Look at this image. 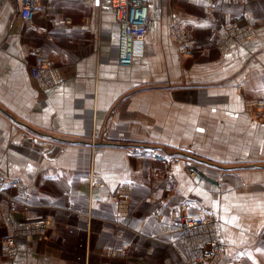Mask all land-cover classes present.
<instances>
[{"label":"crops","instance_id":"obj_1","mask_svg":"<svg viewBox=\"0 0 264 264\" xmlns=\"http://www.w3.org/2000/svg\"><path fill=\"white\" fill-rule=\"evenodd\" d=\"M38 1L27 22L22 0H0V171L30 188L0 189V264H121L106 257L119 247L131 250L125 264H199L203 241L182 237L181 204L216 215L227 246L206 264H264V189L243 186L253 174L195 161L200 182L184 158L171 166L132 150L181 147L202 158L225 143L239 149L240 133L254 150L264 122L244 100L264 101V0H145L144 51L125 68L112 0ZM238 17L254 37L223 51L220 32ZM38 59L41 78L32 77ZM25 220H43L45 232L19 235L12 226Z\"/></svg>","mask_w":264,"mask_h":264},{"label":"built area","instance_id":"obj_2","mask_svg":"<svg viewBox=\"0 0 264 264\" xmlns=\"http://www.w3.org/2000/svg\"><path fill=\"white\" fill-rule=\"evenodd\" d=\"M51 2H60L62 0H48ZM39 6L38 0H22V9L21 17L24 21L30 22L34 18V12ZM113 14L118 23L120 29L119 37V64L122 67H131L135 62L136 58L140 57L144 51V41L149 31V22H150V13L149 7L145 0H112ZM239 18V17H238ZM236 24L227 25L221 32L218 38V44L220 48L228 49L231 44L236 43H245L250 40L252 35L248 25L242 19H239ZM241 24H245L244 27H241ZM181 43L180 49L182 52H187L190 50L189 42L187 38L181 37L179 39ZM38 64L32 70V77L41 78L43 73H47L44 62L42 60H37ZM253 112H257L260 115L264 114V101L255 102L252 104ZM133 152L135 155L139 156H149L156 161H162L164 159L163 155L160 154L156 149L150 147H134ZM171 182H168L166 187L171 188ZM124 201L126 199L122 197ZM180 207V229L182 232V237L190 238L192 235L199 234L202 235L204 232L208 231V225L213 224L212 214L206 213L205 215H194L189 214L188 210ZM186 208V207H185ZM13 220L9 218V223H12ZM28 230L42 229L44 230L46 224L43 220H25L23 224L13 225L12 228L16 232L21 230L19 227H24ZM211 238H206L209 240ZM213 243H204L201 247L203 258L199 261H206L213 259L216 255H221V252L224 251L225 244L220 243L214 239ZM10 239V243H11ZM7 248V245L4 244ZM201 254V253H200ZM201 254V256H202Z\"/></svg>","mask_w":264,"mask_h":264},{"label":"rangeland","instance_id":"obj_3","mask_svg":"<svg viewBox=\"0 0 264 264\" xmlns=\"http://www.w3.org/2000/svg\"><path fill=\"white\" fill-rule=\"evenodd\" d=\"M176 42V41H174ZM179 42V40H178ZM177 43V42H176ZM179 47L181 45V43L179 42ZM223 51L225 49L221 48ZM190 52V51H188ZM184 54H188L187 52H183ZM241 89H238V92ZM241 93V92H240ZM244 106H245V112L247 115H249L253 120H255V122L258 123H263L264 122V114L260 115L257 112H253L252 110V104L255 102H261L263 100H258V99H247L244 100ZM256 131V137H255V148L254 150L252 149H248L247 147H243L244 144L242 142V140L244 141L245 136H243L242 134L244 133H240L241 137L240 139H242L240 141V148L239 149H232L230 147L229 144H223L224 147L220 148L218 151H214L212 152L211 150L209 154H204L203 157H199L196 153H194L193 151H191V149L189 148H181V147H170V146H163V145H159L157 147L155 146H149V145H142V146H146V147H150L152 149H156L160 154L163 155L164 159L160 162H169V164L171 166H174V160L178 158H184L185 164L187 165L186 167V172L188 174V176H190L192 179H196L200 182H202L203 180L201 178H199L198 173L196 172V169H199V167L196 165L197 161L201 162V161H207L211 164L216 165V167H218V169L221 172H225L228 174H234V173H241L240 175L242 176H246L249 173L253 174L254 176H250V178H248L247 180H243V186L245 187L247 184L245 183V181L249 182V184L247 185V187L250 186H254V187H258L259 189H264V130L259 129V130H255ZM210 136V135H209ZM226 136V135H225ZM234 138V137H233ZM237 138H234V141L236 144ZM238 139V140H240ZM239 144V142H238ZM142 146H136V147H142ZM135 147V146H134ZM161 148V149H160ZM159 149V150H158ZM241 150V152H240ZM139 156V155H137ZM184 156H187L188 158H185ZM139 157H149V156H139ZM252 159V160H250ZM159 161V160H158ZM196 161V162H195ZM203 166L202 164H200V167ZM173 168V167H172ZM203 169V167H201ZM201 169V171H202ZM200 171V169H199ZM203 172V171H202ZM13 180H9L8 176L0 171V189H4L7 187V185H15L18 186L20 185V182H12ZM168 182H171V188H167L166 190L168 192H172L175 189V182H172L171 180H169ZM233 183V181H231ZM230 184H227V193H228V200L232 199V195L231 193L234 192V186ZM23 184L20 185L21 188H23L24 193H26V195L30 192V188L25 185L22 186ZM167 185V183H166ZM121 199V195L119 197V200ZM121 202L123 201V199L120 200ZM128 203L127 201H123L121 204L126 205ZM179 207H184L182 208V212L183 209H187V205L186 204H181ZM186 207V208H185ZM208 213V212H206ZM205 213V214H206ZM204 214V215H205ZM209 214H212L213 216V220L211 225H208V231H206V233L204 232V234L202 235H196L198 238H200V241H203L199 246L200 248H194L196 253H201L202 254V250L201 247H203L204 243L208 242V243H213L214 240L212 239V237L214 239H216L217 241H219L220 243H224L226 244L222 238H219L218 236V223H217V218L216 215L213 212H209ZM181 216V215H180ZM8 220V219H7ZM21 230L18 231L19 235H23L25 234H29L32 232H37V234L43 233L45 232L46 229L42 230V229H34V230H28L24 227H19ZM46 228V227H45ZM193 236V235H192ZM190 238H185V239H191V238H196L195 236ZM206 238H211L209 240H206ZM10 239L12 240L10 243ZM3 243L7 245V248L5 247L6 250V254L8 257L10 258H14L18 252H19V247L15 241V237L12 235H9L8 237H5L3 239ZM227 246V244H226ZM118 250V251H117ZM193 250V247H192ZM226 250V248H225ZM131 250L128 247H119L115 250H109L106 253V257L107 259H109V261H117L121 264H125L127 259L130 257V252ZM126 253V254H125ZM197 255V254H196ZM203 258V254L202 256H200V254L197 255V263L199 264H206V260L204 261H198V260H202Z\"/></svg>","mask_w":264,"mask_h":264},{"label":"bare ground","instance_id":"obj_4","mask_svg":"<svg viewBox=\"0 0 264 264\" xmlns=\"http://www.w3.org/2000/svg\"><path fill=\"white\" fill-rule=\"evenodd\" d=\"M239 19H242V20L245 22V24L248 25V27H249V29H250V33H251V35H252V37H251V39H252V38L254 37V31H253L252 25L250 24V22H249L248 20L243 19L242 17H239V18H237L234 22H232L231 24H236V23H238L237 21H238ZM245 24H244V25H245ZM228 25H230V24H228ZM241 25H242L241 27H244L243 24H241ZM226 26H227V25H226ZM188 40H189V39H188ZM241 44H243V43L231 44L228 48H230L231 46L241 45ZM117 251H118V250H117Z\"/></svg>","mask_w":264,"mask_h":264}]
</instances>
